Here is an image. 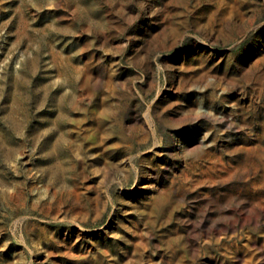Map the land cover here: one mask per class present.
<instances>
[{"label":"rangeland","instance_id":"374dc122","mask_svg":"<svg viewBox=\"0 0 264 264\" xmlns=\"http://www.w3.org/2000/svg\"><path fill=\"white\" fill-rule=\"evenodd\" d=\"M0 264H264V0H0Z\"/></svg>","mask_w":264,"mask_h":264}]
</instances>
